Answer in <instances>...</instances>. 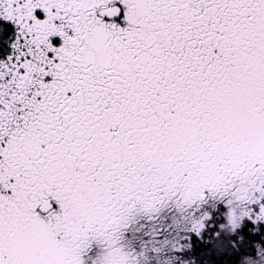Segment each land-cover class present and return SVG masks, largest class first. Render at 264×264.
I'll list each match as a JSON object with an SVG mask.
<instances>
[{
	"label": "snow or ice",
	"instance_id": "obj_1",
	"mask_svg": "<svg viewBox=\"0 0 264 264\" xmlns=\"http://www.w3.org/2000/svg\"><path fill=\"white\" fill-rule=\"evenodd\" d=\"M0 264H264V0H0Z\"/></svg>",
	"mask_w": 264,
	"mask_h": 264
}]
</instances>
